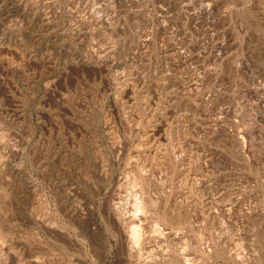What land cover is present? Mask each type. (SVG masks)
Returning <instances> with one entry per match:
<instances>
[{
	"label": "rangeland",
	"instance_id": "374dc122",
	"mask_svg": "<svg viewBox=\"0 0 264 264\" xmlns=\"http://www.w3.org/2000/svg\"><path fill=\"white\" fill-rule=\"evenodd\" d=\"M145 159L185 224L155 205L132 217ZM110 187L166 233L139 264L264 260V0H0V264H32L54 192L101 226L103 255L77 235L82 250L53 245L48 264H128L99 213Z\"/></svg>",
	"mask_w": 264,
	"mask_h": 264
},
{
	"label": "bare ground",
	"instance_id": "6f19581e",
	"mask_svg": "<svg viewBox=\"0 0 264 264\" xmlns=\"http://www.w3.org/2000/svg\"><path fill=\"white\" fill-rule=\"evenodd\" d=\"M243 138H244V136L241 137L240 139H237V141L235 143H236V148L239 151V153L246 154V153H248V148H247V143L245 141L246 139L245 138L243 139ZM126 161H127V159H126ZM148 162H149V159H145V161L143 160L142 162L141 161L135 162V164L133 166V171H132L133 173H131V176H130L131 180L128 183V185H131V191H129L128 195L131 197L132 201L130 203L131 205H127V206H128V208H129V206L130 207L132 206V208H133L132 217L133 216L136 217V215L137 214L139 215V213H141V212L142 213L143 212H146V213L150 212L151 206L155 205L156 207H159L160 209L161 208L164 209V210H162V212H160L161 211L160 210V211H158L159 213H157L158 215H160L158 222L169 223L172 226H174V225L178 226L181 224V222L186 223V221H187L186 217L185 218L184 217H182V218L177 217L174 214H172L171 211H169L171 209L173 212L174 211L180 212L179 208L177 206L170 208L169 210L167 208V205H165V207H163V205H162V207H161V202H160L161 199L159 200L158 197H157V199H155L154 196H152L150 194L149 188L151 186V181L153 180L155 182V180L154 179L150 180L146 176L145 172L148 171V170H146ZM150 162L152 164L156 163L155 160H152ZM130 163H131V161H130ZM164 164H166L165 161L164 162L160 161V163H157V165H161V166H163ZM154 167H156V166H154ZM148 168H150V166ZM176 174H178V173H176ZM153 181H152V183L155 185L156 183H154ZM193 184H195V180H193ZM154 187H156V186H154ZM170 191H172V189ZM107 193H108V195H107L106 200H105V205L103 207L101 206V209L99 212L101 215L102 221L105 223L106 227L108 228V230H106V231H109L107 233L108 234L110 233V235L115 240L116 245L118 246V252L122 255L123 259L128 264H131L132 261L134 264H139V259H141L144 256V255L142 256L143 246H146L148 244V242L150 240H152L154 237L159 238L161 236H164V234H166V233L162 232V229H161L162 226H161V228H159L160 225L157 226L156 222H155V224L154 223L152 224L151 220H150L151 226H150V224L149 225L143 224V222H145V223L147 222L146 220L141 221L142 223H138L136 225V223L133 220H131V217H130L131 214H128V215H130V216H128L126 211H125V207H127V206L124 205L125 206L124 207L121 204V202L120 203L116 202V200H117L116 198L121 196V195L119 196L120 192L117 191L115 188L110 187L109 191ZM155 193L156 192H154V194ZM156 194H158V193H156ZM118 200H120V199H118ZM123 200H124V198H123ZM165 210L167 212H165ZM130 212H132V209ZM145 215H148V214H145ZM60 216H61V218L64 217L66 219V220L65 219L63 220L65 223L61 221ZM145 218H146V216H145ZM32 224L35 228V234L38 237H40V239H41L40 240L38 238L39 244L38 245L36 244V245H37L39 250L36 251L35 257H34L35 259L32 262V264H48V260L52 255V250H50L49 248L52 247L53 245L58 246L59 248H66V246H67V247H70V249L72 248L73 250L79 249L80 246H79L78 241H77V235H82L84 237L85 241L89 245V248L88 247L87 248L90 249L91 252L92 251L97 252V250H96L97 248L94 246L95 240L97 238L101 237L103 234L102 230H101V226L97 222H95L93 220V218L84 219L82 214L76 208L72 207V203H71L70 198L66 197V196H62V195L58 194L57 192H54V196H53L51 201L46 200L45 204H43L42 206H40L38 209H36L34 211V220H33ZM169 224H167V225H169ZM69 230H72L74 235L70 234L71 231L69 232ZM200 234H201V232H200ZM79 237H81V236H79ZM5 238H6V232H5L4 226H3L1 219H0V244L5 242ZM96 243H97V241H96ZM149 247H150V245H149ZM169 247L170 246H168V248ZM184 248H185V246H184ZM186 249H187V247H186ZM81 250H82V248H81ZM149 251H150V249H149ZM144 252H146V251H144ZM182 252L183 251H181V253ZM97 253L99 255L98 257L102 258L103 254L100 252H97ZM146 253H149V252L147 251ZM242 255H243V253H242ZM154 256H157V254L153 255V256L149 255L148 257L154 258ZM244 257H245V254H244ZM156 258H158V257H156ZM240 258L241 257H239V258L236 257L235 264H264V260H262L260 257L256 258L254 261L248 262V263L244 262V261H246L245 258H244V260H242V258L241 259ZM75 262H72V260L70 262V260H69V264H75ZM49 263H50V261H49ZM23 264H25V263H23ZM167 264H179V261L175 260L174 258H169V259H167Z\"/></svg>",
	"mask_w": 264,
	"mask_h": 264
}]
</instances>
